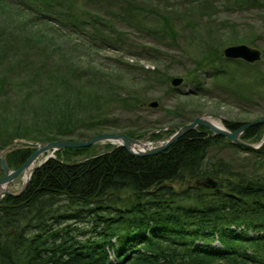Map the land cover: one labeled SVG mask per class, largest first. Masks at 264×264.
Segmentation results:
<instances>
[{
	"label": "trees",
	"instance_id": "trees-1",
	"mask_svg": "<svg viewBox=\"0 0 264 264\" xmlns=\"http://www.w3.org/2000/svg\"><path fill=\"white\" fill-rule=\"evenodd\" d=\"M10 1L20 3L36 20L65 34L61 36L42 25L36 29L23 21L19 28L1 30L0 97L7 94L3 88L8 79L29 95L25 100L0 99V134H7L9 124H14L17 137L42 143L85 140L110 132L131 136L130 126L119 128L105 125L106 120L83 118V111L73 102L78 96L73 92L71 68L61 66L72 61L73 55L62 49L47 56L57 42L46 41L49 38L44 30L61 38L78 35L79 39H96L95 43L104 46L122 47L124 32L118 31L116 25L134 26L158 40L160 31L173 38L175 28L169 23L176 10L169 4H155V0L134 1L132 6L126 0ZM184 1L175 0L174 5L189 15ZM148 3L153 9L145 6ZM186 3L193 9L217 4L216 0ZM149 21L158 29L146 27ZM104 29L113 37L102 35L100 31ZM10 37L22 41L8 42L6 38ZM9 45L17 46L14 55ZM32 50L38 61L28 60ZM46 66L48 75L42 81L39 73ZM14 71L24 73L15 75ZM21 75H27L26 81L17 83ZM37 87H42L39 93L44 88L51 90L43 93L45 99L31 109L33 114L29 117V112L25 117L26 103L30 104L28 98L34 97L32 91ZM114 89L116 97L123 101V92L118 87ZM134 99L130 100L131 107L141 109L142 100ZM127 101L124 98L123 103ZM78 124L79 128H73ZM82 126L87 127L86 132L81 131ZM227 126L235 131L242 125ZM260 127L248 129L244 138L259 139ZM221 143L237 148L228 139L213 137L200 127L165 152L149 157H133L117 147L75 161V153L82 154L87 149L60 151L57 159L36 170L21 197L8 198L10 203L0 206V264H264V146L247 151L261 162L253 163L250 170L237 171L209 157V152ZM32 152H12L8 157L10 166L23 165ZM184 172L191 180L216 179L219 192L194 185L176 191L168 183L183 178ZM77 223H86L90 229L81 231L74 227ZM211 232L217 233L221 247L211 245L215 240Z\"/></svg>",
	"mask_w": 264,
	"mask_h": 264
},
{
	"label": "rangeland",
	"instance_id": "rangeland-1",
	"mask_svg": "<svg viewBox=\"0 0 264 264\" xmlns=\"http://www.w3.org/2000/svg\"><path fill=\"white\" fill-rule=\"evenodd\" d=\"M126 1L130 6L134 1L149 2L148 0ZM154 2L163 4V7L169 4L176 10L174 15L171 14L175 17H171L172 22L169 23L175 28L171 30L174 34L173 38L166 37L162 31L159 32L162 34L161 39H156L154 35L151 38L148 34L137 31L136 27H129L125 23L115 26L118 31L124 32L122 38L125 45L122 47L119 44L104 46V44L95 43L96 39L87 40L82 37L79 39L78 35L61 38L59 35L65 34L64 31L59 32L51 25L39 22L26 7L10 0H0V32L19 28L23 21L26 24L31 23L36 29H40L42 25L58 33L59 35L44 30L49 38L46 41L56 40L57 42L53 49L47 51V56L60 52L62 49L73 55L72 61L61 66L71 68L69 72L72 71L70 75L73 82L72 88L75 96H78L73 102L83 111V118L88 121L96 118L106 120L105 125H115L119 128L130 126L133 133L131 136L126 135L136 140H144L154 146L167 141L181 126L191 123L198 117H207L225 126L227 123H239L244 126L264 119V0H216L217 4H213L214 7L206 5L197 8L195 6L194 9L186 3L188 0H185L184 5L189 15L180 7H176L179 5H174L175 0H155ZM145 6L153 9L150 3ZM176 16L182 19H177ZM48 22L53 23L52 20ZM154 26L155 23L151 24L150 21L149 26L146 25L150 29H158ZM100 32L102 35L112 36L105 29ZM6 40L19 43L22 41L21 38L12 37ZM241 44L260 50L263 56L262 61L252 65L241 60L225 58L224 51L227 47ZM8 47L10 54L14 55L17 46L9 45ZM149 48L157 50L150 51ZM28 53H31L28 60L38 61L34 50ZM28 68L31 69V66L29 65ZM48 69L49 66H46L40 71V80L47 78ZM21 73L24 72H13L15 75ZM26 77L27 75H21L16 82L23 83ZM172 77L185 78L186 81L178 88H174L170 83ZM4 82L8 83L3 88V92L7 94L1 96V100L5 98L10 101L17 98L25 100L28 97L29 92L23 88H17L12 80L8 79ZM114 87H118L123 92V101L124 98L129 101L125 103L120 101L118 96L116 97ZM41 88L37 87L32 91L34 97L28 98L30 104L26 103L25 117L31 109L42 104L41 101L45 99L43 93L51 90V88H44L39 93ZM58 93L63 94L61 91ZM44 94L46 95V92ZM136 98H140L143 102L139 110L131 107L130 100H136ZM153 102H158L159 106L149 108L146 105ZM93 110L99 113H94ZM32 114L33 112L29 114V117ZM80 124L73 128H79ZM9 125L7 134H0V151L11 145L8 144L10 142H16L13 152L19 149L33 151L35 147L33 143H41L17 137L14 124ZM259 126H262L260 127L261 137L248 141L262 147L264 124ZM81 128V131H85L87 127ZM202 129L210 132L204 127ZM117 147L113 142L98 143L82 154L76 152L72 160H87ZM237 149L227 143H221L209 152V157L221 160L237 171L250 170L249 166L252 167L253 163L262 161L259 158L255 159V156L246 150ZM3 176L0 163V178ZM24 179L25 175L20 176L10 192L13 194L21 192ZM190 181L191 179L185 173L183 178H176V181L168 184L176 191H180L193 187V184H188ZM8 198L13 197L5 196L1 200V205L10 203ZM73 225L84 232L90 229L86 223ZM8 230L15 233L14 228Z\"/></svg>",
	"mask_w": 264,
	"mask_h": 264
},
{
	"label": "water",
	"instance_id": "water-1",
	"mask_svg": "<svg viewBox=\"0 0 264 264\" xmlns=\"http://www.w3.org/2000/svg\"><path fill=\"white\" fill-rule=\"evenodd\" d=\"M224 56L227 59L231 60H243L249 64H255L262 60V52L258 49L251 48L247 45H236L227 47L224 51ZM185 82V78L181 77H173L171 78V84L174 87H179ZM150 108H157L159 106L158 102L148 103L146 104ZM264 119L254 121L242 126L240 129L236 131H231L224 125H216L212 121L208 120L207 117H198L192 123L186 124L182 126L179 130H177L167 141L162 143L159 148L148 149L145 145L144 140H136L129 137L126 134H103L99 136H94L92 139L87 141H72V140H61L55 142H49L43 144L37 151H35L30 158L17 170L11 171L7 165L6 155L14 150L16 143L6 147L4 150L0 151V162L1 169L4 172V177L0 178V187L5 184L7 188H9L12 182L17 180L21 174L27 173L30 171L28 183L31 180L34 172L44 165L50 159H56V153L62 149H84L90 148L98 143L102 142H113L119 144V146L126 149V151L133 157H149L161 154L168 150L172 145H174L178 140H180L186 134L196 131V129L200 126L210 130L213 133V137L220 136L225 137L230 140V142L237 146L242 147L246 150H258L261 148V145L255 146L249 143V141L243 139L244 132L246 130L263 125ZM145 144V145H144ZM148 146V145H147ZM142 147V149H141ZM47 154V157L39 164L36 165L38 159ZM189 185L192 184V181L188 182ZM29 184H25L22 188L21 192L18 194H12L10 192H5L1 194L0 200L2 199V195L19 197L24 193L27 186ZM196 186H204L207 188H215L217 183L211 179L210 177L205 180H196Z\"/></svg>",
	"mask_w": 264,
	"mask_h": 264
},
{
	"label": "bare ground",
	"instance_id": "bare-ground-1",
	"mask_svg": "<svg viewBox=\"0 0 264 264\" xmlns=\"http://www.w3.org/2000/svg\"><path fill=\"white\" fill-rule=\"evenodd\" d=\"M208 120H210V121H212L214 124H216V125H218V126H220L221 124L220 123H218V122H216V121H213V120H211V119H208ZM217 137H219V136H217ZM61 140H65V139H60L59 141H61ZM165 141H162V142H160L159 143V145L158 146H154V145H152V144H150L149 142H145L146 143V147L148 148V149H153V148H159V146H161L162 145V143H164ZM148 145V146H147ZM41 146L40 145H36L35 146V150L37 151L39 148H40ZM153 147V148H152ZM141 149H142V147H141ZM47 157V154H45V155H43V156H41L39 159H38V161H37V163L39 164V163H41L45 158ZM6 161H7V165H8V167H9V169L11 170V171H14V170H16L15 168H13V167H11L10 166V164H9V162H8V157L6 156ZM48 161H50V160H48ZM47 161V162H48ZM46 162V163H47ZM45 163V164H46ZM44 164V165H45ZM44 165H42V166H44ZM41 166V167H42ZM41 167H39V168H41ZM29 174H30V171H28L26 174H25V179H24V185L25 184H30V182L31 181H29V183H28V178H29ZM16 181L17 180H15L14 182H12L10 185V187L9 188H7L6 187V185L5 184H3L1 187H0V196H1V194H4L5 192H9L10 190H11V188H12V186H13V184H15L16 183ZM4 196L5 195H2V198H4ZM233 230H235L234 228H233ZM212 233V232H211ZM217 233H215L214 235H213V233H212V235L213 236H211V239H215L213 242H212V244L211 245H213V246H215V247H221V242H220V240L218 239V237H216L215 235H216ZM252 236V235H251ZM112 249H110V248H107V251H108V253L110 254V256L111 255H113V253H112V251H111Z\"/></svg>",
	"mask_w": 264,
	"mask_h": 264
}]
</instances>
